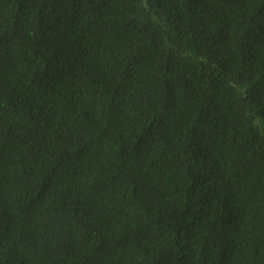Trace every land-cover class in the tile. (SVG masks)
<instances>
[{
    "label": "trees",
    "instance_id": "trees-1",
    "mask_svg": "<svg viewBox=\"0 0 264 264\" xmlns=\"http://www.w3.org/2000/svg\"><path fill=\"white\" fill-rule=\"evenodd\" d=\"M0 264H264V0H0Z\"/></svg>",
    "mask_w": 264,
    "mask_h": 264
}]
</instances>
